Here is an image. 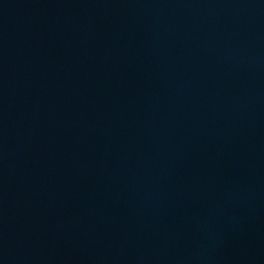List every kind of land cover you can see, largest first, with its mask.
I'll return each instance as SVG.
<instances>
[{
  "label": "water",
  "instance_id": "water-1",
  "mask_svg": "<svg viewBox=\"0 0 264 264\" xmlns=\"http://www.w3.org/2000/svg\"><path fill=\"white\" fill-rule=\"evenodd\" d=\"M0 264H264V0H0Z\"/></svg>",
  "mask_w": 264,
  "mask_h": 264
}]
</instances>
